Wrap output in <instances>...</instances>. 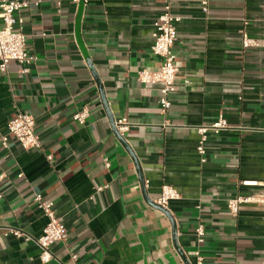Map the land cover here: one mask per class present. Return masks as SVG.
<instances>
[{"label": "crops", "instance_id": "1", "mask_svg": "<svg viewBox=\"0 0 264 264\" xmlns=\"http://www.w3.org/2000/svg\"><path fill=\"white\" fill-rule=\"evenodd\" d=\"M30 1L20 16L37 60L27 73L18 62L0 72V128L28 112L41 146L0 142V264H71L73 254L79 264H262L264 205L234 214L228 201L263 190L242 184L264 182V46L244 48L242 30L264 41V0H211L207 11L203 0H84L79 20L80 0ZM167 3L180 18L179 72L163 110L161 83L138 73L160 66L151 46ZM221 115L227 127L207 133L203 160L198 127ZM111 118L127 119L124 142ZM163 185L180 195L172 217L157 206ZM37 193L68 232L46 263Z\"/></svg>", "mask_w": 264, "mask_h": 264}, {"label": "built area", "instance_id": "2", "mask_svg": "<svg viewBox=\"0 0 264 264\" xmlns=\"http://www.w3.org/2000/svg\"><path fill=\"white\" fill-rule=\"evenodd\" d=\"M210 1H202L204 11L208 10ZM31 5L30 0H0V72H5L9 63L18 62L22 65L21 70L27 73L30 71L31 65L37 60V56L27 49L24 18L20 16V12L23 9L29 8ZM179 21L180 18L172 14L170 4H165L164 12L154 23L155 41L151 46L152 53L161 58L160 66L155 71L142 69L138 73V79L144 84L161 83V97L159 102L163 110H167L170 107V96L176 92V80L179 67L177 65V56L174 52V47L177 41L176 26ZM242 45L244 48L264 46V41L260 42L251 38L247 31L243 29ZM88 115L89 110L85 108L75 113L74 119L79 123H84ZM115 123L120 134L129 129V123L125 118L119 119ZM226 127L227 123L222 115L213 125L198 127L200 141L197 150L202 158L206 153L205 142L207 140V133L210 130L218 132ZM10 137L18 141L26 149L39 148L41 146L36 132L35 118L28 112H19L10 118L5 133L0 128V142L3 145H7ZM48 158L50 159L51 156L49 155ZM105 164L107 167L110 166L107 158H105ZM2 178L3 175H0V181ZM242 184L249 186L261 185L263 190L259 195L249 197L238 196L230 199L228 201V208L234 214L239 211L241 204L245 202L264 205V182L245 180L242 181ZM101 189L102 187L98 188V190ZM179 196L178 191L173 186L163 185L157 203L162 208L169 210L170 203L178 199ZM34 200L47 218V223L42 233L35 239L41 249L40 260L46 263L52 258L51 246L54 243L66 240L68 232L66 225L57 216L52 201L44 200L43 196L39 193L35 195ZM10 234L17 237L26 236L20 229L9 227L6 229L5 235ZM196 234L198 235L199 241L204 239L205 230L202 225L196 229ZM71 259V264H79L76 254H73ZM194 264H201V258L198 257L197 262ZM262 264H264V259Z\"/></svg>", "mask_w": 264, "mask_h": 264}, {"label": "water", "instance_id": "3", "mask_svg": "<svg viewBox=\"0 0 264 264\" xmlns=\"http://www.w3.org/2000/svg\"><path fill=\"white\" fill-rule=\"evenodd\" d=\"M83 1L84 0H80V7H79V17H78V20L80 19V16H81V12H82V8H83ZM79 37V36H78ZM90 66H91V64H90ZM102 91V90H101ZM102 95H103V103H104V105L105 106H107V102H106V99H105V97H104V94H103V91H102ZM111 120V124H112V127H113V130L115 131V134L117 135V137L122 141V142H124V138H123V136L120 134V132L118 131V129H117V127H116V123H115V120L113 119V118H111L110 119ZM140 178H141V180H142V183L144 184V178H143V176H142V174H141V171H140ZM145 191V190H144ZM145 196L147 197V194H145ZM151 203H153V201H150ZM153 204H155V203H153ZM155 205H157V204H155ZM157 206H159V205H157ZM161 209H163L164 211H165V213L168 215V216H170V217H172L171 216V214H170V211L168 210V209H164V208H162L161 206H159ZM173 219V218H172ZM173 226H174V235H176V225H175V222H173Z\"/></svg>", "mask_w": 264, "mask_h": 264}]
</instances>
